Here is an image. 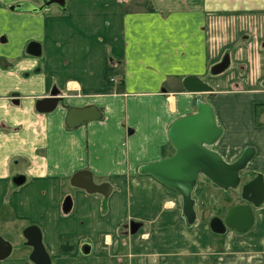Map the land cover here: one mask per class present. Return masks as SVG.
Here are the masks:
<instances>
[{"label": "crops", "instance_id": "0c3cea01", "mask_svg": "<svg viewBox=\"0 0 264 264\" xmlns=\"http://www.w3.org/2000/svg\"><path fill=\"white\" fill-rule=\"evenodd\" d=\"M26 3L41 8L36 0H0V236L12 246L0 264H34L23 239L30 226L41 230L51 264H264V200L247 233L213 234L210 221L222 218L209 209L223 189L199 177L190 225L181 195L140 173L174 155L172 124L204 102L222 130L211 149L229 164L253 149L243 181L264 179V0H56L39 12L16 8ZM31 42L41 56L27 53ZM190 76L210 91L187 92ZM54 92L55 110L38 111ZM88 106L101 119L67 128L68 108ZM82 173L106 194L74 185ZM65 197L70 213L62 210ZM132 221L143 227L127 235ZM8 224L22 229L2 234ZM64 239L70 251L62 250Z\"/></svg>", "mask_w": 264, "mask_h": 264}, {"label": "water", "instance_id": "95a60500", "mask_svg": "<svg viewBox=\"0 0 264 264\" xmlns=\"http://www.w3.org/2000/svg\"><path fill=\"white\" fill-rule=\"evenodd\" d=\"M44 6L56 0H41ZM19 10L39 12L36 6L26 3L16 6ZM27 53L41 56L39 43L31 42L27 46ZM184 89L189 93H205L210 91L209 86L201 79L190 76L184 79ZM57 93L47 99L38 101L37 110L51 112L58 104ZM101 111L94 106L84 108L69 107L67 110L66 126L76 129L83 123L101 119ZM222 130L218 126L214 111L210 105L200 102L196 113L175 121L169 130V140L175 149L174 155L158 162L150 163L140 169L142 175H149L163 185L179 193L183 200V214L190 225L196 221L195 201L193 192L201 175L223 190L241 187L243 204L232 207L224 219L213 218L210 221L211 229L217 234H225L228 229L239 234L247 233L254 225L253 208L259 206L264 200V179L262 175L250 174L249 181H243L242 173L254 156L253 149H246L241 157L234 163H227L212 148L221 138ZM74 185L91 193L106 194V186H96L89 174H79L73 179ZM73 208L71 197L65 198L63 212L70 213ZM132 235L136 234L140 226H128ZM27 245L33 248L30 260L34 264H51L43 242L42 233L37 226H30L23 233ZM12 251V246L0 236V260L6 259Z\"/></svg>", "mask_w": 264, "mask_h": 264}, {"label": "rangeland", "instance_id": "374dc122", "mask_svg": "<svg viewBox=\"0 0 264 264\" xmlns=\"http://www.w3.org/2000/svg\"><path fill=\"white\" fill-rule=\"evenodd\" d=\"M36 4L37 5H40L41 7H43L44 8V6H43V4H42V2L41 1H37L36 0ZM58 7H60L61 8V4L60 3H55ZM63 7V6H62ZM248 177V176H247ZM248 179V178H247ZM16 183V182H15ZM17 184H19V183H17ZM224 191V193L223 194H221V195H219V194H216L215 196H214V200H213V202L211 203V206L212 207H210V209H209V212H210V214L211 215H216V216H221V218L222 219H224L225 218V216H226V211L229 209V207L231 206V205H234V204H241V203H245L242 199H241V195H240V192L239 191H237V189H231L230 191H231V197H229V192H227V190H223ZM65 198H67V197H65ZM261 206V205H260ZM231 209V208H230ZM229 211V210H228ZM227 211V212H228ZM183 212V211H182ZM210 215V216H211ZM183 216H184V214H183ZM210 216H209V218H210ZM185 217V216H184ZM209 218H207V220H209ZM4 225V224H3ZM12 227H13V229H12ZM142 227H143V225H142ZM22 229V226L21 225H17V224H8V226L7 227H5V226H3V231H1L2 232V234H5V235H8V233H6V231L8 232V231H20ZM127 231H128V233H130V230L127 228ZM5 232V233H4ZM128 235V234H127ZM130 235H131V233H130ZM24 236V235H23ZM23 239H25V237L23 238ZM26 240V239H25ZM27 241V240H26ZM221 241V240H220ZM219 240L217 241L216 240V242H215V247H217L216 249H218V248H221L222 249V246H220L221 245V243L222 242H220ZM27 245V244H26ZM32 248V247H31ZM10 256V255H9ZM9 256L7 257V258H9ZM6 258V259H7Z\"/></svg>", "mask_w": 264, "mask_h": 264}, {"label": "trees", "instance_id": "16d2710c", "mask_svg": "<svg viewBox=\"0 0 264 264\" xmlns=\"http://www.w3.org/2000/svg\"><path fill=\"white\" fill-rule=\"evenodd\" d=\"M131 224L138 225V226H140V228L142 227V224H141V223H136V222L132 221V222H130V224L125 225V226L123 227V231L126 232V234H128L127 228H128V226L131 225ZM128 229H129V228H128ZM210 229H211V227H210ZM129 230H130V229H129ZM211 232H212L213 234H217V233H215L212 229H211ZM61 248H62L63 251H70V250L72 249L71 246L69 245V241H68L67 239H64V240L62 241Z\"/></svg>", "mask_w": 264, "mask_h": 264}]
</instances>
